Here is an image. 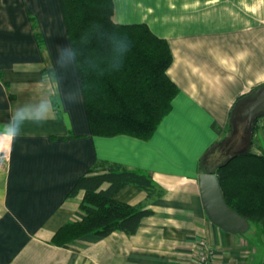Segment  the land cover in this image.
I'll return each instance as SVG.
<instances>
[{
  "label": "crops",
  "instance_id": "0c3cea01",
  "mask_svg": "<svg viewBox=\"0 0 264 264\" xmlns=\"http://www.w3.org/2000/svg\"><path fill=\"white\" fill-rule=\"evenodd\" d=\"M112 1L115 23L145 24L172 54L167 74L178 94L146 140L91 135L58 0H0V264H196L200 242L213 264H252V227L231 235L212 225L197 176L234 103L264 84V0H146L128 12ZM42 102L48 119L24 121L15 140L2 134L15 112ZM252 147L264 152V119ZM100 161L146 173L163 191L148 200L153 214L131 236L52 244L83 218V192L68 194ZM114 198L147 202L131 185Z\"/></svg>",
  "mask_w": 264,
  "mask_h": 264
},
{
  "label": "trees",
  "instance_id": "16d2710c",
  "mask_svg": "<svg viewBox=\"0 0 264 264\" xmlns=\"http://www.w3.org/2000/svg\"><path fill=\"white\" fill-rule=\"evenodd\" d=\"M58 2L91 135L149 139L178 94L167 74L172 64L167 41L145 24L115 23L112 0ZM215 174L227 206L259 231L264 246V152L252 147ZM129 185L144 191L147 202L132 206L116 201L115 195ZM79 192L83 218L55 232L51 243L56 246L114 232L131 236L153 214L148 200L163 194L146 173L107 161L97 162L78 179L68 196Z\"/></svg>",
  "mask_w": 264,
  "mask_h": 264
},
{
  "label": "water",
  "instance_id": "95a60500",
  "mask_svg": "<svg viewBox=\"0 0 264 264\" xmlns=\"http://www.w3.org/2000/svg\"><path fill=\"white\" fill-rule=\"evenodd\" d=\"M262 118L264 84L234 103L226 136L206 155L203 172L197 176L199 198L205 216L212 225L231 235H244L250 225L227 206L215 171L223 163L250 152L255 124Z\"/></svg>",
  "mask_w": 264,
  "mask_h": 264
},
{
  "label": "clouds",
  "instance_id": "9594fccd",
  "mask_svg": "<svg viewBox=\"0 0 264 264\" xmlns=\"http://www.w3.org/2000/svg\"><path fill=\"white\" fill-rule=\"evenodd\" d=\"M49 114L50 105L47 103L42 102L35 107H22L12 115L7 128L2 134L7 135L9 140H15L21 134L24 121H43L48 119Z\"/></svg>",
  "mask_w": 264,
  "mask_h": 264
},
{
  "label": "rangeland",
  "instance_id": "374dc122",
  "mask_svg": "<svg viewBox=\"0 0 264 264\" xmlns=\"http://www.w3.org/2000/svg\"><path fill=\"white\" fill-rule=\"evenodd\" d=\"M146 0H118V3L121 5H123V9L122 11H129L128 8V5L127 4H138L139 7L141 9H144V5H145V2ZM149 1H152L155 6L157 5H161V0H149ZM38 37V34L36 35ZM255 151H257L256 149H254ZM257 152H260V151H257ZM257 232L256 231V228L255 227H252L250 229V232H248V237L251 239V241H254L255 242V248L253 250V258H252V261L254 260V262L252 264H261V262L263 261V258H264V246H263V240H262V236H258L257 234H255L254 236L253 233Z\"/></svg>",
  "mask_w": 264,
  "mask_h": 264
},
{
  "label": "built area",
  "instance_id": "2783aa9c",
  "mask_svg": "<svg viewBox=\"0 0 264 264\" xmlns=\"http://www.w3.org/2000/svg\"><path fill=\"white\" fill-rule=\"evenodd\" d=\"M214 252L205 247L203 242L199 243L196 264H213Z\"/></svg>",
  "mask_w": 264,
  "mask_h": 264
}]
</instances>
